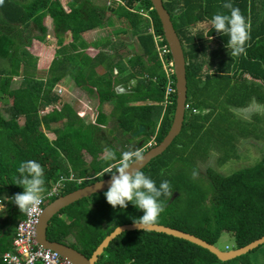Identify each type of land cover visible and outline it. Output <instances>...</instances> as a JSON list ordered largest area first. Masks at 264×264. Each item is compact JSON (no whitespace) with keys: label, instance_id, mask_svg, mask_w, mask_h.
Masks as SVG:
<instances>
[{"label":"trees","instance_id":"16d2710c","mask_svg":"<svg viewBox=\"0 0 264 264\" xmlns=\"http://www.w3.org/2000/svg\"><path fill=\"white\" fill-rule=\"evenodd\" d=\"M124 2L125 5L115 7L111 15L124 21L125 31L135 38L138 51L125 60L116 53L112 57L101 51L93 57L94 63L85 53L87 43L82 34L103 27V23L89 17L97 6L108 10L104 3L101 5V0H70L68 10L60 0H3L0 4V59L8 64L0 72V199L4 193L8 197L23 193L24 189L15 185V177L19 175V164L27 160H35L43 167L47 190L60 176L67 179L73 173L74 178L82 180L80 184L67 180L61 195L114 173V166L105 158V149L115 151L117 157L122 152L108 145L107 141L103 147L104 141L99 143L97 138L101 125L107 123L108 118L100 112L95 123H86L71 106L62 104L59 107V97L49 89L56 86L66 72L73 75L78 86L83 82L94 88L100 104L110 102L113 105L117 112L114 123L121 129L120 134L131 136L140 126L145 127L136 136L142 138L141 145H131L123 152L135 148L144 154L150 148L142 150L143 145L151 137L155 140L153 147L167 134L175 109V93L166 103L167 78L155 49L153 35L147 33L148 25L143 17L130 11L153 7L149 0ZM137 2L140 4L135 5ZM162 2L184 49L186 103L189 109L185 112L180 134L161 155L142 169L146 176L156 182L157 187L167 180L173 189L171 198L162 197L166 207L157 224L195 235L214 246L222 233H230L235 244L233 249L241 248L264 235V155L254 165L229 174L208 168V184L204 186L199 174L193 177L182 168V158H177L180 148L175 143L182 133H189L195 141V134L199 136L217 117V130L213 129V136L218 135L217 144L212 149L216 153L213 156L216 164L220 167L239 159L235 130L230 134L228 129L222 135V127L228 124L236 128L239 125L231 109L246 108L251 102L264 107V8L258 10L262 8L264 0H230L251 23L250 46L247 47V55L240 57H231L226 48L227 36L218 35L210 29L211 18L218 12L226 13L222 5L229 0ZM149 13L155 32L163 35L156 12L152 9ZM45 16L52 20L57 49L47 79L41 80L35 77L37 58L27 50L34 37L22 40L19 27L26 33L34 25L39 31L37 38L44 41L47 33L43 26ZM203 27L207 30H203ZM67 33L71 35V41L64 44ZM214 39L220 42L218 47H212ZM109 56L111 58L103 75L87 76L86 71L105 63ZM168 57L171 58V55ZM208 60L215 64L205 67ZM87 65L90 67L87 68ZM86 76L88 78L85 80ZM14 78H20L17 87L13 84ZM171 79L175 83L174 75ZM115 84H121L124 92L118 93L114 89ZM43 92L46 96L40 98ZM52 104H58L59 109L40 115ZM216 110L220 112L215 115ZM20 119L23 120L22 124L19 123ZM259 121L256 115L250 121L252 123L244 121L249 125H242L240 138H260L263 127H259V137L251 127ZM60 122L62 125L53 129L55 138L49 139L42 127L49 130L52 124ZM205 131L210 132L209 128L203 134ZM170 149H175L176 155L172 156ZM86 157H90L89 162ZM184 162L190 163L187 160ZM198 162H194L192 169L196 172ZM110 167L112 170L108 171ZM106 191L61 209L48 224L47 239L69 245L90 257L117 226L133 223L134 219L143 215L131 203L126 209H113L106 201ZM54 199L45 198L43 202L48 204ZM11 210L14 217L18 216L17 211ZM20 216L17 222L23 214ZM17 222L12 223L13 229L0 237V264L2 254L11 248ZM259 248L235 259L220 261L208 250L183 239L153 231L134 230L125 231L113 239L96 264H255L249 254Z\"/></svg>","mask_w":264,"mask_h":264},{"label":"clouds","instance_id":"9594fccd","mask_svg":"<svg viewBox=\"0 0 264 264\" xmlns=\"http://www.w3.org/2000/svg\"><path fill=\"white\" fill-rule=\"evenodd\" d=\"M122 2V6H124V0H122ZM2 3L3 0H0V4ZM137 3L135 5L140 4V2ZM222 7L226 9L227 12H218L213 15L210 21V29L214 30L218 35L228 37L226 48L228 52L230 51L231 57L246 56L247 47L250 46L251 23L230 0L229 2H225ZM130 11L137 12L141 15L139 9L136 10L134 8ZM57 91L60 92L61 90L58 89ZM193 111L195 112L196 110L194 109ZM104 154L106 160L111 162L115 168L114 173L110 175L111 181L109 188L104 193L107 203L113 209L120 208L122 210L126 209L131 203L139 211H142L143 215L138 219H134L133 223L143 232L149 227L157 224L166 207L162 197L171 198L173 195V189L169 181L164 180L159 184V187H157L156 182L140 170L145 160V156L140 150L125 151L117 157L115 151L105 149ZM17 172L19 175L15 177V185L22 187L24 191L12 197L11 202L18 206L22 214H27L28 216H32L37 212L45 198L48 199L54 195L50 196L53 187L61 182V189H64L65 183H67L66 181L63 182V178L65 177H60L55 183H52L51 188L47 190L45 187L44 169L35 160L21 162ZM198 174V172L194 171L193 177ZM71 176L74 177L73 174H70L69 178ZM78 180L82 181L76 178L68 181L78 182ZM6 199L8 198L6 197ZM6 199L0 200V208H5L4 200ZM46 205L47 204L44 202L43 208ZM118 230L120 231L119 228Z\"/></svg>","mask_w":264,"mask_h":264},{"label":"rangeland","instance_id":"374dc122","mask_svg":"<svg viewBox=\"0 0 264 264\" xmlns=\"http://www.w3.org/2000/svg\"><path fill=\"white\" fill-rule=\"evenodd\" d=\"M66 1L67 0H60V2L63 3L64 5L66 4L65 3ZM203 30H206V28L203 27ZM45 38H46V41L48 40V47L53 45V47L55 48L56 40L53 37L52 33H50V31L46 33ZM36 40H37V42H35L36 45H39V43L41 42L44 43V41H41V39L37 38V36H36ZM127 51L128 50H124V52H126V55H131V53ZM133 52L134 50H132V53ZM52 56L55 57L56 53H52ZM37 59H36V62H37ZM91 63H94V62L91 61ZM213 64H215V62H213L212 60H208V64H206L205 67H212L211 65ZM49 66H50V62H47V61L42 64L36 63V70H35L36 76L35 77L41 80L47 79V72H48ZM7 67H8V64L6 60L0 59V72L1 70L6 69ZM86 67L88 68L90 67V65H87ZM68 74L71 78H74L73 75H71L70 73ZM66 81L67 80H64L61 83H59V85L62 87V90H64L63 95L57 93V90L61 89L59 86L58 87L52 86L51 88H49V89H52V93H54L55 95L59 97V100H58V102L60 101L59 107H61L62 104H67L71 106L73 110H76L77 113L83 115L84 119H87L88 121H91V122L95 121L97 115L100 112H102L108 118L107 123H106L107 127L104 128L106 129V132H107L105 134V139H108L107 144L111 145L113 143L115 145L113 147L120 152H123L124 150L127 149V147L129 148L131 145L137 144L142 140L141 137L139 138L133 137V134L131 136L130 134L128 135L125 133L120 134L121 129L117 128V125L114 123V121L116 120L117 112L115 111V108L110 102L100 104L98 101V96L97 97L96 96L87 97L86 99H88V103L90 105V108L88 107L89 109H87L86 108L87 104L84 103L85 99H82V97L80 96L81 95L80 91L72 90L71 92H69V94L66 93L65 89L66 90L69 89L67 87ZM19 82H20V78H14L13 84L15 87L19 85ZM73 82H74V79H73ZM75 85L77 86V84ZM131 85H134V84H131ZM80 90H81V87H80ZM43 96H46L44 92L40 95V98H43ZM112 103L114 104L113 99H112ZM2 105L4 106V104ZM57 105L58 104H52L51 105L52 107L50 106L46 108L45 109L46 114L52 112L54 109H59ZM231 110H233V113L238 119L237 121H239V125L236 128H232L228 126V124H226L225 126L222 127V135H225L228 129H230L229 130L230 134H233V130H235L234 132V138H236L235 145L237 144L238 146L239 154L237 155H239L238 158L240 160L233 159L220 167L216 164L215 159L213 158V156H216V153H213L212 149H213V145L217 144L218 135L213 136V129L217 130V127L215 124L217 117L215 120H211L204 129L206 130L207 128H209L210 132L208 133L207 131H205L203 134V131H204L203 130L201 131L199 136L198 134H195V138H196L195 141H193V138L189 135V133H182L176 139L175 145L177 144L176 147L180 148L179 149L180 155L178 154L177 158H180V159L182 158L183 163L181 162V166L183 169L186 170V172L189 175L191 174L193 176L194 170L192 169H193V166H195L194 162L196 161L198 162V160L205 159V160L199 161L198 164H196L197 172L201 176L199 179H201L202 181L201 183L204 186H207L208 184L206 183V180H207L206 175H207L208 168H212V169L214 168L219 173L229 174L230 172H234L245 166L254 165L264 155V107L261 105H258L256 102H253V103L251 102L246 108L231 109ZM219 112H220L219 110H216L215 115L218 114ZM41 114H43V112H41ZM254 115H256L260 119V121L254 122L256 124L253 126L251 125L250 126L252 127V129L256 130L254 132H255V135H257L258 137H259L258 134L260 131L259 127H263L262 132L260 133V138L251 137V139L247 138V140L240 138L239 130L242 128V125H249L246 123H252L250 121H253ZM231 121L232 120H230V122ZM244 121H246V123ZM220 122H223V121H220ZM61 125H62V122L54 124L53 126L60 127ZM109 130H111L112 132L110 133ZM47 134L49 138L54 137L52 133H47ZM237 139L239 140L237 141ZM153 140L154 138L151 137L149 141H153ZM251 142L254 144V147ZM102 144H103L102 146L105 147L106 142L105 144L104 143ZM123 145H126V146L123 147ZM176 153L177 151L175 149H172L170 151V154L172 156L176 155ZM86 160H87V157H86ZM184 160H187L190 163H185ZM188 170H190L191 173H189ZM216 246L221 251L232 250L233 248H235L233 236L230 233H226V232L222 233ZM249 257L255 262V264H264V244L260 246V248L257 249L256 251L250 253Z\"/></svg>","mask_w":264,"mask_h":264},{"label":"water","instance_id":"95a60500","mask_svg":"<svg viewBox=\"0 0 264 264\" xmlns=\"http://www.w3.org/2000/svg\"><path fill=\"white\" fill-rule=\"evenodd\" d=\"M152 4L154 11L156 12L163 31L164 39L169 47L171 59L174 64V77H175V109L173 113V119L171 126L162 139L160 143L148 149L145 153V160L142 170L146 165L157 156L161 155L173 142V140L180 134L182 125L184 122L185 116V104L187 101V79H186V61L184 56V49L181 45L180 39L175 32L173 24L170 19V15L163 6L162 0H149ZM84 119L83 117H81ZM144 130L143 126H140L137 131L133 133V136H137L142 133ZM111 177H105L99 181H96L87 186L78 188L68 194L62 195L52 202L48 203L42 210V213L39 218V223L36 231V241L44 249H51L58 252L61 257L72 262L73 264H96L99 256L103 253L104 249L109 245V243L115 239L118 235L125 231H134L138 229L134 223L124 224L117 226L109 235H107L101 243L96 247L92 252L90 257H86L78 250L73 247L49 241L47 239L46 231L48 224L53 216H55L59 211L83 198L90 197L93 194L102 193L108 190L110 185ZM120 229V231L118 230ZM145 231H153L156 233H163L175 238L183 239L192 244H195L201 248L208 250L210 253L215 255L220 261H229L235 259L239 256L245 255L248 252L256 249L257 247L264 244V235L258 239L253 240L247 245L232 249L228 251H221L216 246L204 241L203 239L196 237L195 235L155 224L154 226L149 227Z\"/></svg>","mask_w":264,"mask_h":264},{"label":"crops","instance_id":"0c3cea01","mask_svg":"<svg viewBox=\"0 0 264 264\" xmlns=\"http://www.w3.org/2000/svg\"><path fill=\"white\" fill-rule=\"evenodd\" d=\"M70 0H67L65 3V5L63 3H61L63 5V7L68 10V2ZM98 1V0H97ZM100 1V0H99ZM102 4L101 5H106V7L108 8V10H104L102 9L101 6H97V8H94L90 14L89 17L90 19L97 21L99 23H103V27L102 28H98V29H94V30H90L87 31L85 33L82 34V38L84 39V41L87 43V47L85 48V53L90 57L91 61L93 60V57L96 56L99 52L103 51V52H107L109 55H111L112 57H114V53H116L117 56H119L122 60L128 59L134 52L138 51V47L136 44V40L135 38H133L129 33H127L126 30V25L124 23L123 20L118 19L117 17L111 15L112 11L114 10L113 7L116 6H122L120 3H117L115 6H108L106 0H101ZM104 3V4H103ZM264 8V4L262 5V8H259L258 10H262ZM110 9V10H109ZM48 22V23H46ZM43 26L46 27L47 33L50 31V33H52L53 35V25H52V20L50 17L45 16L43 18ZM15 30V29H13ZM20 32H22V40H25L26 38H32L31 41V45L29 47H27V50L30 52V54H32L33 56H35L37 59V63H44V62H50L53 60L54 56H52V53H55V50L57 49V45L55 46V48L53 47V45H51L50 47H48V40L46 41V38L44 40V43H39V45H36L35 42H37V40L35 39L36 36L38 35L37 32H39L34 25H31L30 28H28V31L25 33L24 30L22 28L19 27ZM207 30V29H206ZM15 32V31H14ZM54 37V36H53ZM48 38V37H47ZM71 41V35L70 34H66L65 35V40H64V44L70 43ZM47 42V43H46ZM220 42L217 39L213 40V46L218 47V44ZM51 50V51H50ZM124 50H128L127 52H130L131 55H126V52H124ZM132 50H134V52L132 53ZM52 52V53H51ZM113 53V54H112ZM110 56L105 59V63H100L97 66H93L91 70L86 71L85 73L87 74V76H90L91 78L96 75H103L105 73V71L107 70L106 66L107 63L110 61ZM42 71V70H40ZM117 71L115 70V73ZM85 77L84 79L86 80L88 77ZM69 79V80H68ZM67 80V88L68 90L65 89L66 93L69 94V92H71L72 90H76V91H80V96L82 97V99L84 100V103L87 104L86 108L89 109L90 105L88 103V99H86L87 97H97L98 94L96 92V90L90 86H87L85 83H82L81 86H76L75 83L73 82V78H71L69 76V74L66 72L62 75V77L59 79L58 83H57V87L59 86L61 89V91H57V93L63 95L64 90H62V87L59 85V83H61L62 81ZM55 86V87H56ZM81 87V90H80ZM114 89L117 90L118 93H122L124 92V89L122 88L121 84H115L114 85ZM165 105V103H163ZM59 105H60V101H59ZM89 107V108H88ZM76 113L77 111L74 110ZM43 113L46 112V110L44 109L43 111H41ZM79 117H83V115L77 113ZM41 115V113H40ZM97 118V117H96ZM86 123L92 124L95 123V121L91 122L88 121L87 119H83ZM23 120H20V124H22ZM54 124H52L50 126L49 130H46L44 127H42V131L46 134V136H48L47 133H52L54 135L53 138H49L51 140H53L55 138V134L53 129L57 128L56 126H53ZM102 127L99 129L100 134H98L97 138H99V143H105L108 139H105V134L106 132V128L107 124H103L101 125ZM145 130V127H144ZM143 130V131H144ZM109 132L111 133L112 131L109 130ZM114 136V134H113ZM136 137V136H133ZM140 145L142 143L139 142ZM112 146H114V144H111ZM90 161V157H87V162ZM73 174V173H71ZM60 177H65V176H60ZM79 181L77 182V184H80ZM53 190V188L51 189ZM63 191V189H61L60 191H58L57 193H55L52 197L50 198H58L61 195V192ZM68 194V193H67ZM6 197L8 199H6ZM11 196L8 197V194L4 193V195L2 196V199H6L4 200V206L5 208H0V237L3 236L6 232H9L11 228L12 223L14 224L15 222H17V220L21 217L20 215H22V213L17 209L18 206H16L13 202H11ZM48 198V199H50ZM54 199V200H55ZM53 201V200H52ZM50 201V202H52ZM49 202V203H50ZM14 209L15 211L18 212V216H13L14 212L11 210ZM13 227V226H12ZM9 251V250H8Z\"/></svg>","mask_w":264,"mask_h":264},{"label":"built area","instance_id":"2783aa9c","mask_svg":"<svg viewBox=\"0 0 264 264\" xmlns=\"http://www.w3.org/2000/svg\"><path fill=\"white\" fill-rule=\"evenodd\" d=\"M108 6H115L117 3L122 5V0H106ZM138 4V3H137ZM152 8L139 9V13L144 17L148 24V33L153 35L155 49L162 63V69L165 72L167 78V84L165 89V102L169 103L170 96L175 93V83L172 81L171 76L174 75V64L171 58L169 47L163 37L155 32L153 27L150 11ZM185 109H189V105L185 104ZM153 144L149 142L147 147H151ZM71 176L69 179L63 178V182L67 180H74ZM61 181V179H60ZM79 182V180H78ZM62 184L59 182L57 186L53 187L51 191L53 194L57 193L61 189ZM44 202L39 206V209L32 216L23 214L22 218L16 223L14 228V237L12 239L11 248L2 254V264H73L72 262L64 259L61 255L51 249H44L36 241V231L39 223V218L43 210Z\"/></svg>","mask_w":264,"mask_h":264},{"label":"flooded vegetation","instance_id":"af4514ba","mask_svg":"<svg viewBox=\"0 0 264 264\" xmlns=\"http://www.w3.org/2000/svg\"><path fill=\"white\" fill-rule=\"evenodd\" d=\"M148 143H149V142H147L146 144L143 145L144 147L142 148V150H144V148H146V149L149 148V147H147ZM154 143H155V140L153 141V144H154ZM137 144L139 145L140 143H137ZM134 145H136V144H133V146H134ZM141 147H142V146H141ZM134 149H135V148H134ZM134 149H133V150H134ZM111 170H112V167H111V168H108V171H111Z\"/></svg>","mask_w":264,"mask_h":264}]
</instances>
